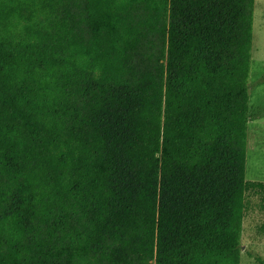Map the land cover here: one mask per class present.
Segmentation results:
<instances>
[{
  "label": "trees",
  "instance_id": "obj_1",
  "mask_svg": "<svg viewBox=\"0 0 264 264\" xmlns=\"http://www.w3.org/2000/svg\"><path fill=\"white\" fill-rule=\"evenodd\" d=\"M254 11L0 0V264H241Z\"/></svg>",
  "mask_w": 264,
  "mask_h": 264
},
{
  "label": "rangeland",
  "instance_id": "obj_2",
  "mask_svg": "<svg viewBox=\"0 0 264 264\" xmlns=\"http://www.w3.org/2000/svg\"><path fill=\"white\" fill-rule=\"evenodd\" d=\"M256 32V40L259 37L261 40L260 43L257 40L256 47L252 51L253 59L249 78L250 108L255 109L256 107L258 111L264 112V101L261 99L264 85V61L262 60L264 57V20L257 23ZM262 149L255 165L264 176V146ZM249 174L247 164V176ZM248 203L241 238V264H264V183L255 187V191L249 196ZM256 257L262 261L257 260Z\"/></svg>",
  "mask_w": 264,
  "mask_h": 264
},
{
  "label": "crops",
  "instance_id": "obj_3",
  "mask_svg": "<svg viewBox=\"0 0 264 264\" xmlns=\"http://www.w3.org/2000/svg\"><path fill=\"white\" fill-rule=\"evenodd\" d=\"M264 20V0H255V11H254V22L253 29L255 27L253 35V48L256 47L257 40H260L259 37L256 40L257 32L256 25L261 23ZM255 40V41H254ZM253 59V53H252ZM261 60V59H260ZM264 61V57L262 59ZM262 101H264V85H263V94L261 95ZM257 105V104H256ZM259 105V103H258ZM264 112H260L256 109L250 108V119L248 123V132H247V163H246V187H245V198H244V216H243V225L246 217V212L248 210V201L250 194H253L255 187L259 184L264 183V176L261 175L260 171L256 168V162L259 155H261L262 147L264 146ZM247 164L250 171V174L247 176Z\"/></svg>",
  "mask_w": 264,
  "mask_h": 264
}]
</instances>
